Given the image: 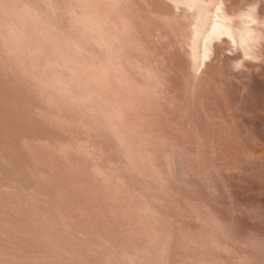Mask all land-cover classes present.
<instances>
[{"label":"clouds","instance_id":"clouds-1","mask_svg":"<svg viewBox=\"0 0 264 264\" xmlns=\"http://www.w3.org/2000/svg\"><path fill=\"white\" fill-rule=\"evenodd\" d=\"M209 7L0 0V264H264L218 203L226 77L189 37ZM211 34L231 71L264 61L226 12Z\"/></svg>","mask_w":264,"mask_h":264},{"label":"bare ground","instance_id":"bare-ground-1","mask_svg":"<svg viewBox=\"0 0 264 264\" xmlns=\"http://www.w3.org/2000/svg\"><path fill=\"white\" fill-rule=\"evenodd\" d=\"M195 2L211 7L198 24L191 21L196 27L189 33L190 46L194 55L202 51L205 44L215 51L210 75L219 83L216 73L222 68L226 80L221 95H217L213 87L211 110L223 114L234 136L231 140L221 136L219 144L218 162L228 172L222 173L217 183L220 211L226 219L234 220L240 234L254 231L264 235V61L245 62L243 70L231 71L230 63L242 58L239 48L234 55H226L232 48L231 43L227 39L213 43L211 34L214 24L217 29L221 27L226 12L232 18L237 45L241 40L252 39L264 43V0H223L224 8L219 11L221 0ZM257 5L256 12L249 11ZM248 17L257 23L252 24ZM250 32L254 36H250ZM231 212L235 215L231 216Z\"/></svg>","mask_w":264,"mask_h":264}]
</instances>
